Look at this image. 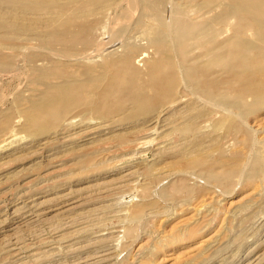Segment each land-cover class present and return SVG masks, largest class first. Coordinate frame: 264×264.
<instances>
[{
  "label": "rangeland",
  "instance_id": "rangeland-1",
  "mask_svg": "<svg viewBox=\"0 0 264 264\" xmlns=\"http://www.w3.org/2000/svg\"><path fill=\"white\" fill-rule=\"evenodd\" d=\"M22 1L0 0V41L24 47L3 48L0 57V264H264V60L250 68L255 92L232 84L222 67L199 87L188 79L172 30L206 0H115L87 20L62 16L59 28L82 30L76 59L47 18L5 13L37 12L34 0ZM70 1L69 10L86 3ZM232 3L214 0L189 15L213 19L216 43L243 30L260 45L235 15L217 21ZM154 24L172 62L161 80H176L161 90L152 85L160 59L148 39ZM114 27L135 46L137 73L116 100H97L115 73L109 61L125 50L116 43L101 57L85 52L110 40ZM85 30L91 44L81 41ZM187 46L190 59L205 52L199 40ZM248 52L251 61L258 54ZM92 66L108 71L105 80L70 84L62 89L76 97L70 109L50 108L35 120L32 102L58 90L49 85ZM146 83V99L126 101Z\"/></svg>",
  "mask_w": 264,
  "mask_h": 264
},
{
  "label": "bare ground",
  "instance_id": "bare-ground-1",
  "mask_svg": "<svg viewBox=\"0 0 264 264\" xmlns=\"http://www.w3.org/2000/svg\"><path fill=\"white\" fill-rule=\"evenodd\" d=\"M82 1L83 0H71L70 3L75 2V4H81V3H83ZM84 1H86V3L84 2V4L79 5L78 8H76V9L74 8L72 10H69L67 0H34L33 5H36V9H35V11H37L36 13H28V12L27 13H20L18 11H13L11 9H7L5 11V13H12L13 12L15 14H21L22 17H23V14H25V15L32 14V16H34L33 19H43V18L46 19L47 18L48 20H50V22L53 23L54 26L56 25L55 26V35L58 36L56 38V40H59L60 42L64 43L65 44L64 45L65 50L68 51L67 53L69 55H72L73 59H76V58H79V56H81V55H78L77 53H75L74 44H75L76 39H79L82 30H80V29L77 30L76 28L74 30H64L63 27H62V29L59 28L57 26V24H58V22H60L62 20V19L60 20V17L63 16L65 19V16H66L68 21L77 20V19L82 18V17L85 18V20H87V18L90 19V15H92V12L94 11L95 6H97L96 8H100L101 6H104L105 2L110 3V2H113L115 0H84ZM160 1L157 0V2H159V3H160ZM162 1H164V0H162ZM213 1L214 0H209V1L206 0L205 3H200V4L196 5L195 6L196 8L194 7L188 11L186 10L185 17H183L179 20L178 26H176L174 28L172 27L174 29L172 31H174V33L176 34L177 45H178L180 53L182 54V57H183V63L185 66L184 68H185V71L188 75V79L191 82L196 83L199 87V85H201L200 84L201 81L202 82L203 81L204 82H212L211 77H212L214 70L218 67H222L226 73L231 74L230 82L232 84L242 86L243 91L247 90V92H255L259 88L256 85V83H257L256 75L251 73L250 68L253 65H255V63L258 62V59L261 58L264 60V0H233L232 4L224 5V9H223L224 16L220 15L217 17V21H220V20H223L226 15H229V14H231L233 16L235 15L236 17H238L239 22L241 24L246 23V24H248V27H251L252 29H255L256 32H258V38L260 37V41H261L260 45L255 44L253 42H247L245 40L243 30L241 32L238 31L236 33V35H234L233 38L228 39L225 43H216L214 40L216 33H215V30H214L213 24H212L213 19L212 18L208 19V17H205V15H201V20L197 21L194 19L196 17L190 18V15H189V12L191 10H194V11L199 10L201 12L202 10H204V8L211 6ZM115 2L118 3V1H115ZM119 2H121V1H119ZM116 3H115V5L113 4V6H112V7H114V9H115V7H117V5H119V4L116 5ZM135 3H137L136 0H135ZM20 4H26L28 7H30L29 0H23L22 3L20 2ZM120 5H122V4H120ZM119 7L120 6H118L117 8H119ZM134 7L137 8L138 6L136 7V4H135V5H133V8ZM102 8H104V7H102ZM116 9L114 11H117ZM149 9H148V11H149ZM46 14H50L53 16H48ZM95 14H97V13H95ZM115 16H117V14ZM181 16H183V15H181ZM119 17H118V19H119ZM151 17L153 18V15ZM115 19H116V17H115ZM157 19H159V18H157ZM153 22H156V20H154ZM247 22H249V23H247ZM111 26H112V24H111ZM153 26L154 27H152V28L147 27V30L149 28L150 29L149 31L151 33L150 35H148V34L147 35L149 36L148 37L149 42L152 44L153 47H155L156 51L159 53L160 59L158 61H156L155 63L152 61V64L154 63V65L156 66V68H154V69H155V73L157 75V82H155L156 79L152 78V81L154 79V82H155V84L152 83V85H153V87H155V89L161 90L162 87H168V88L172 87V84H174L176 82V80L174 77H170V76H167L166 80H163V81L161 80V77H163L162 75H165L164 72L169 74V75L171 74L172 62H171L170 55L168 53L169 50H168V45H167L166 40H165V37H166L165 32L162 31V29H160L157 25L155 26V24H154ZM145 27H144V29H145ZM119 30H120V28L117 30V28L114 27V31H112L110 34V35H112L110 40L101 41V43L99 41H97V43L98 42L99 43L96 47H94L93 50L87 51V53L85 52V55L87 58H89V57L92 58L94 56L101 57L103 55L104 51L106 50V46L110 49L116 43L119 44V45H117L118 49H120V47H121L122 49L125 50L119 56L118 59L112 58L109 61L110 66L108 68L115 69V73H114L113 77L108 81L106 87H104L102 92L99 95H97V100H98V98L101 100H103V99L104 100L105 99H115L116 100L118 98V95H119L118 89H120L122 86H124V87L125 86L126 87L131 86L132 87V85H131L132 79L130 80L129 76H134L137 73L136 67L132 63V59H131V54L133 53L131 48L132 47L134 48L135 46L133 45L132 41L130 39H128L127 37L123 38L124 35H122ZM172 31H169V32L173 33ZM144 32H147V31L144 30ZM90 35H91L90 31L89 30L86 31V35H85V37H83V39L81 41H83L85 44H91L92 39H91ZM66 36H67V38H66ZM189 39H196L197 42L199 40L201 42V47H203V49L205 50L204 54L200 53V54L196 55V59H193V58L190 59L187 55V52H188L187 41ZM52 41H55V40H52ZM18 47H19V45L17 43L15 44V43H12V42L7 41V40H5V41L1 40L0 41V57L3 58L2 51L5 48H7V49L11 48L14 50L15 48H18ZM25 47L27 48L28 46L25 45ZM117 47L115 46L116 49H117ZM251 47H254L258 52V54L256 56H254L252 61L250 59V55L248 52L249 48H251ZM20 48L21 47H19V49ZM197 48H195V51ZM23 49H24V47L22 48V50L21 49L20 50L23 51ZM24 54H25V52H24ZM80 54H81V52H80ZM135 54L136 53H134V55ZM82 56H84V55H82ZM205 56H206L207 60L201 61L200 60L201 57H205ZM1 64H3L2 61H1ZM105 70L97 69L96 67H93V66L92 67H82V68H79V71L77 72V77L76 78L72 77L75 79L69 78L70 80H68V78H67L65 80H61L58 84L56 83L55 85L54 84L49 85L48 87L53 88V89L55 88L58 90H57V92H53L51 94L48 93L49 95H43L42 94L39 96V99L37 101L32 102V106L30 107V109L36 115L35 120L37 122L41 121L42 118L44 117L43 116L44 113H46V111L50 108L57 107L61 110H65L66 108L71 107V105H73L75 103L73 101L76 99V97H73L72 95L71 96L66 95L62 89L68 87L70 84H75V83L76 84H88V85L93 84L94 85L95 83H97L101 80H105V78H106V77H104L105 72L108 73V71H105ZM36 71H38V73L42 72L41 70H36ZM252 71H253V69H252ZM153 73L151 72V74H153ZM41 74H43V73H41ZM73 74L75 75V73H73ZM106 76H108V75H106ZM197 78H200V80ZM148 85H149V83H148ZM146 87H147V83H146V85L143 84L137 88L133 87L134 93H132L131 95L126 97L127 98L126 101H132L133 103H137V102H141L143 99H146V97H147ZM171 93L172 92L170 91L167 95L170 97ZM87 95L88 94H86L85 96H87ZM83 97H84V95H83ZM151 100L154 101V99H152V98H151ZM120 101L123 102V101H125V99L120 100Z\"/></svg>",
  "mask_w": 264,
  "mask_h": 264
}]
</instances>
